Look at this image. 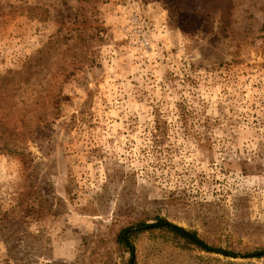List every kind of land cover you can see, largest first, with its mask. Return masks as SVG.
<instances>
[{
    "label": "rangeland",
    "instance_id": "obj_1",
    "mask_svg": "<svg viewBox=\"0 0 264 264\" xmlns=\"http://www.w3.org/2000/svg\"><path fill=\"white\" fill-rule=\"evenodd\" d=\"M42 1L47 19L0 16V79L43 54L74 75L38 74L47 98L63 85L58 116L0 152V264H127L118 233L158 217L215 248L264 245V0L233 10L232 34L158 0H97L100 42L76 0ZM136 246L140 264H264Z\"/></svg>",
    "mask_w": 264,
    "mask_h": 264
},
{
    "label": "trees",
    "instance_id": "obj_2",
    "mask_svg": "<svg viewBox=\"0 0 264 264\" xmlns=\"http://www.w3.org/2000/svg\"><path fill=\"white\" fill-rule=\"evenodd\" d=\"M96 1L76 0L78 6L75 15L72 16L75 23H81L85 26L86 29L83 31L92 32L94 36L99 37L98 42H100L102 41L101 33H103L104 27L97 26L99 20L96 18ZM158 1L165 4L173 14H188L192 18L201 17L211 26L220 21L221 31L227 34L228 31L232 30L229 32L232 34L235 31L230 29L229 26L233 10L245 0ZM50 9L51 6L42 0H0V16L8 13L21 14L43 20L50 17ZM83 42L87 45L88 38L85 37ZM45 58L44 54L36 56L22 66L21 69L9 70L1 76L0 152L16 153L18 148L11 147L19 145L17 140L23 136L35 137L47 119L58 116L59 104L55 96L62 92V83L58 86L56 84L55 91L52 89L49 98H47L45 95L48 92L39 88L36 84V77L38 74L43 73L44 80L40 82L44 84L50 76L53 79L57 74L58 77L62 75L68 77L74 75V73L71 72L73 69L60 63L55 64V68L49 62L41 67L40 62L42 63ZM145 234L160 237L178 250L188 253L202 251L207 254H219L226 258L245 260L264 258V245L242 247L239 244H229L226 249L215 248L202 239L197 232L187 230L165 218L158 217L153 223H133L118 233L116 244L120 249L119 254L128 256L127 264H140L136 244Z\"/></svg>",
    "mask_w": 264,
    "mask_h": 264
}]
</instances>
